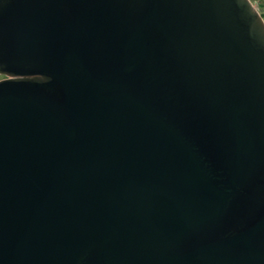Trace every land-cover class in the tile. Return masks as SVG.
I'll use <instances>...</instances> for the list:
<instances>
[{
	"label": "water",
	"instance_id": "water-1",
	"mask_svg": "<svg viewBox=\"0 0 264 264\" xmlns=\"http://www.w3.org/2000/svg\"><path fill=\"white\" fill-rule=\"evenodd\" d=\"M0 75V264H264L251 0H0Z\"/></svg>",
	"mask_w": 264,
	"mask_h": 264
},
{
	"label": "rangeland",
	"instance_id": "rangeland-1",
	"mask_svg": "<svg viewBox=\"0 0 264 264\" xmlns=\"http://www.w3.org/2000/svg\"><path fill=\"white\" fill-rule=\"evenodd\" d=\"M253 5L256 7L260 15L264 14V0H251ZM4 79L3 75H0V80Z\"/></svg>",
	"mask_w": 264,
	"mask_h": 264
},
{
	"label": "trees",
	"instance_id": "trees-1",
	"mask_svg": "<svg viewBox=\"0 0 264 264\" xmlns=\"http://www.w3.org/2000/svg\"><path fill=\"white\" fill-rule=\"evenodd\" d=\"M261 16H262V18L264 19V14H262Z\"/></svg>",
	"mask_w": 264,
	"mask_h": 264
},
{
	"label": "flooded vegetation",
	"instance_id": "flooded-vegetation-1",
	"mask_svg": "<svg viewBox=\"0 0 264 264\" xmlns=\"http://www.w3.org/2000/svg\"><path fill=\"white\" fill-rule=\"evenodd\" d=\"M5 78V77H4Z\"/></svg>",
	"mask_w": 264,
	"mask_h": 264
}]
</instances>
